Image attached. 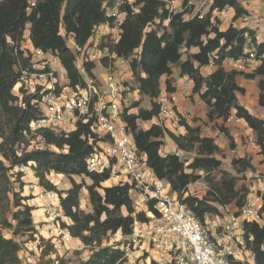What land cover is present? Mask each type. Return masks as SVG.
<instances>
[{"label": "trees", "instance_id": "16d2710c", "mask_svg": "<svg viewBox=\"0 0 264 264\" xmlns=\"http://www.w3.org/2000/svg\"><path fill=\"white\" fill-rule=\"evenodd\" d=\"M119 0H38L37 7L28 10L29 0H0V264H24L19 253L21 243L18 236L36 232L33 207L25 204L23 197V172L12 174L16 168L31 165L39 185L48 192L57 193L60 208L70 223L62 221L73 239L80 240L92 253L87 261L78 264H126L124 253L112 246H103L109 235L121 233L129 236L135 220L146 221L144 211L137 212L130 184H109L110 171L90 172L87 159L94 153L91 142L97 138L92 122L79 124L76 131L58 135L42 129L37 131L50 148L29 149L27 135L31 124L40 119L41 113L31 104V98H24L23 104L13 94L18 81L17 58L14 44L20 40L27 24L31 25V39L35 47L58 53L67 70L71 86L84 84V77L76 67V58L62 35H74L76 42L85 46L94 36L95 28L114 25V18L108 17V8L113 9ZM119 12L124 19L116 42L108 45L110 51L119 57L131 60L133 81L141 97L152 102L151 109L139 108L140 101L125 110L123 115L138 153L146 159L147 165L156 177L166 181L189 209L204 221L206 214L222 216L220 208L244 206L249 193L248 186L238 187V182L256 168L250 157L235 158L231 165L237 176L222 173L219 180L213 173L221 170L222 162L217 158L221 148L213 137L203 134L201 126L189 124L184 119L185 135H176L157 123L159 106L156 100L163 94H173V72L193 81L192 96H198L206 110L207 123L218 133L225 134L230 147L236 149L234 138L224 126L232 114L244 120L256 134L259 156L264 164V119L254 115L240 103L239 96L245 89L239 80L258 81V106L264 108V43L258 44L256 35L247 28L227 29L213 17V9L221 12L226 8L234 10L233 21H238L248 11L238 0H214L211 11L205 15L196 14L190 19V12H176L169 3L175 0H138L129 4L120 0ZM189 0H183L187 6ZM253 43L262 64L255 72L245 73L227 69L224 64L236 61L243 55L248 40ZM137 52V57L134 55ZM213 65L216 69L209 76L202 73L204 67ZM91 73L95 64H87ZM166 77L163 82L162 79ZM165 86V89L163 88ZM136 108L138 112H134ZM155 121L147 130L140 128L141 122ZM197 122V121H195ZM194 122V123H195ZM170 142L175 151L162 154L161 148ZM179 153L189 154L191 160H184ZM54 173L66 176L71 187L57 190L48 176ZM15 176V181H13ZM80 178L81 182H77ZM209 187L203 198L189 195L188 187L200 180ZM86 180L90 181V184ZM19 185V189L15 187ZM88 193L91 211L81 208V192ZM187 194V196H185ZM153 211L152 204H148ZM262 213L264 216V193ZM3 230H10L7 238ZM248 247L255 255V264H264V220L262 223H244ZM253 237L249 241V237ZM43 252L42 257L48 255ZM59 264H73L61 260Z\"/></svg>", "mask_w": 264, "mask_h": 264}, {"label": "built area", "instance_id": "2783aa9c", "mask_svg": "<svg viewBox=\"0 0 264 264\" xmlns=\"http://www.w3.org/2000/svg\"><path fill=\"white\" fill-rule=\"evenodd\" d=\"M203 3L212 6L214 0H203ZM28 4L30 11L37 7L38 0H29ZM214 12L220 10L214 8ZM108 17L115 19L116 15L111 16L108 12ZM256 20L259 19L250 14L244 15L239 19L238 27L256 30L260 27ZM122 21L117 20L113 26L96 27L94 36L85 46L78 44L74 35L61 32L76 58L80 75L84 77V84L75 87L71 86L58 53L35 47L31 25L25 26L22 37L14 44L19 77L13 94L20 104L24 98H31V104L41 113L40 119L31 124V133L46 129L66 136L76 131L79 124L92 122L97 140L91 142L94 153L87 159L89 171H110L112 181L130 184L134 197L146 206L147 220H135L132 234L126 236L128 242L120 247L129 264L144 260L147 264H255V255L245 238L244 223H262L264 220L262 181L248 186L249 193L242 208L231 211L226 207V214H206L201 221L184 199L158 184L159 179L145 157L138 153L133 135L123 119L128 108L125 93L130 94L133 88L132 84L128 85V80L133 79L131 60L119 57L103 46L117 41ZM262 59L255 47L252 50L245 46L240 59L228 63L231 70L252 73L262 64ZM87 64H95L91 73ZM97 64L106 71L102 81L96 73ZM156 103L159 106L158 124L176 135H185L186 128L181 123L185 118L177 113L172 96L164 93ZM242 121L232 114L226 123ZM37 137V144L33 142L30 150L50 148L57 151L53 146H47L41 136ZM46 194L51 199L59 198L54 192L47 191ZM149 203L153 211H149ZM248 240L252 241L253 237Z\"/></svg>", "mask_w": 264, "mask_h": 264}, {"label": "rangeland", "instance_id": "374dc122", "mask_svg": "<svg viewBox=\"0 0 264 264\" xmlns=\"http://www.w3.org/2000/svg\"><path fill=\"white\" fill-rule=\"evenodd\" d=\"M129 4H135L138 2V0H127ZM241 4H245L248 0H238ZM251 2V6L254 7V12H258L257 15H262L264 12V0H249ZM121 3L119 0L117 3V6L113 9L108 8V12L113 16L116 15L115 19L117 23V20H123L124 16L119 12L118 6ZM210 3H203V0H189L188 5H183V0H175L169 3L170 9L176 11V12H190L185 16V18L188 20L192 15L196 14H207L211 11L212 6L209 5ZM248 5V6H250ZM253 12V13H254ZM249 14V11H248ZM213 17L217 18L221 22V27L225 30L229 26H231V21H233L234 18V10L231 8H226L222 12H214ZM114 19V20H115ZM248 29V28H247ZM250 30V29H249ZM253 32L256 35V39L258 44L264 43V29L258 28L256 30H253ZM107 42V40H105ZM247 47L250 49H254V45L252 42H249L246 44ZM224 66L229 69L231 66L227 62L224 64ZM97 75L98 78L101 80L105 74L106 71L97 64ZM102 81V80H101ZM258 81L259 79H256L255 81H244L239 80L240 84L245 86V94L239 96L240 103L250 109V112H252L254 115L258 114L261 115L263 111L260 112L257 101H256V95L258 92ZM133 85L132 90H134V87H137L133 79L128 80V85ZM244 87V88H245ZM131 94V95H130ZM130 94H126L127 103H125L128 108L131 107L135 103V98L137 96L134 94V92H130ZM144 104L147 109L151 108V102L149 99H145V101L141 103L140 108H143ZM195 106V105H194ZM196 108V106H195ZM255 110H258L255 112ZM203 113L197 112L193 113V124L194 126L200 125L203 134L208 135L210 137H213L216 142L219 144L221 150L217 155V158L221 160L222 166L220 173L215 172L213 173V178L216 180H219L222 173H230L234 176H237L235 170L233 169L231 162L235 158H241L243 156L245 157H251L252 159H255V164L257 166L256 170L259 172L257 173V177H250L248 178L246 175L243 177V175H240L239 178L241 179L238 182V187L245 185L249 186L252 184L253 181L262 180L264 181V171L263 168L260 166L261 163H259L256 159V156H254V153L251 152L245 153L246 150H248L247 143L245 142V138L243 136L237 135V138H241L242 144L239 145V148L232 149L230 147V140L229 138L223 134V133H216V131L213 129L212 125L208 124L207 122L203 121ZM197 121V122H195ZM227 121V120H226ZM225 121V124H226ZM195 122V123H194ZM230 134H232L233 128H229L228 125H225ZM141 128V127H140ZM37 132L35 130H32L31 134L27 135V139L29 140L30 146L33 142L37 144L38 137ZM173 145L170 142H165L164 146L161 148L162 154H168L173 153ZM180 157L184 160H191L193 157L189 154H182L179 153ZM31 165H28L27 167L22 168H16L12 174H18V172H23V182H24V188L22 192V196L29 198L28 201L25 202L30 207H33L34 210L32 212L34 225L36 228V234L33 235L32 239L29 237L30 235H24V236H18L16 237V240L21 243V251L19 253V257L21 261L24 264H59L61 260H64L69 263L78 264L82 261H87L88 258L91 256L92 249L85 247L84 244L78 240L74 239L68 235L69 233L62 228V221L66 222L67 224L70 223L67 218L64 217L63 212L60 208V201L59 198L51 199L47 194L46 190L42 188L39 185V180L35 177V174L33 170L30 167ZM48 178L50 181L56 186L57 190L64 191V189H68L71 187V182L66 176H58L54 173H51ZM15 176H13V181H15ZM76 181L79 183L81 182L80 178H76ZM87 183L90 184L89 180H86ZM109 184H115V181H111ZM15 187L17 188V191L19 189V185L15 183ZM209 187L207 185V182H205L203 179L200 180L197 183L191 184L188 187V193L189 195L196 196L198 198H203L208 191ZM49 193V192H48ZM57 196L58 194L55 193ZM133 198L136 210L139 209V204H137L136 201L139 200L137 196ZM59 197V196H58ZM81 208L85 210L86 212L91 211V206L89 204L88 199V193L85 189L81 192ZM230 210H234L232 207L228 206ZM226 208H220L221 213H227ZM5 237L12 238L13 234L10 230H3ZM128 237L123 236L121 233H117L115 235H109V237L104 240L103 246H112L115 248L121 247V244L127 243ZM121 250V249H120ZM43 252H48L49 254L45 257H42ZM125 257V255H124ZM126 259V257H125ZM128 260V259H126ZM126 264H129V261H127ZM131 264H147L146 261H136V263Z\"/></svg>", "mask_w": 264, "mask_h": 264}, {"label": "crops", "instance_id": "0c3cea01", "mask_svg": "<svg viewBox=\"0 0 264 264\" xmlns=\"http://www.w3.org/2000/svg\"><path fill=\"white\" fill-rule=\"evenodd\" d=\"M250 4H251V2L248 0L245 4H242V5L245 7V9L247 11H249V14L252 16V18L259 19V20H256V21L259 22L260 28L264 29V12H263L262 15H257L258 12H254L253 11L254 7H253V5L251 6ZM248 5H250V6H248ZM193 16L194 15H192L190 18H192ZM231 25H233L236 28H240V27H238L239 20L236 21V22L231 21ZM215 69L216 68L213 65L207 66V67H204L202 69V73L205 76H209L210 74H212L215 71ZM172 78H173V87L175 88V92L173 94H170V95L172 96V98L175 101V106H176L177 113L179 115H181L183 118H185L186 122H188L189 124H193V118H194L193 117V113L194 112L195 113L201 112L204 115L203 116V121L206 122L207 121V117H206V110H205L204 104L199 100L198 96L191 97L192 96L193 86H194L193 81L190 80L189 77H187V76H181V73L179 72V70H176V69L173 72ZM165 79H166V77H164L162 79V81L164 82ZM241 86L245 87L243 85H241ZM163 88L165 89L164 85H163ZM244 89H246V87ZM131 92H134V94L137 96V98H135V102H139L140 101L139 108L142 107L141 103H142V101L144 102L146 98L141 97V95L139 94V92L137 90V87H134V90H132ZM257 99H258V92H257V95H256V101H258ZM150 102H151V100H150ZM142 105L144 106L143 109L147 110L145 105L144 104H142ZM194 105L196 106V108H195ZM257 106H258V102H257ZM151 107H152V102H151ZM139 108H136L134 112H138ZM258 108H259L260 112L261 111H263V112H261L262 113L261 115H258V114H255V115L260 117V118H262V119H264V108H261L259 106H258ZM249 111H250V109H249ZM257 111L258 110H255V112H257ZM154 123H155V121H148V122H141L139 125H140L141 128L147 130ZM225 125H228L229 128H233V130L231 131L232 132L231 136L235 140L236 148H239V145H241L242 141H243L241 138H237V135L243 136L245 138V142L247 143V146H248V150H246L245 153H248V154L249 153L251 154V152L254 153V156H256L257 161L259 163H261L260 166L263 168V171H264V164H262V158L259 156V147L256 144V134L254 133V131L251 128H249V126L247 125V123L244 120L242 122H240V123H232V124L226 123ZM216 133H218V132H216ZM173 148H174V146H173ZM173 151H175V148L173 149ZM243 157H245V156H243ZM252 162L255 165V168H257V166L255 164V159H252ZM258 172H259V170L258 171L255 170V172H250V173L247 174L248 175L247 177L249 178L250 177L249 175H251L252 177H257V173ZM111 181L112 180L110 179L109 182L111 183ZM258 181L259 180L253 181L252 184H257ZM260 181H262V180H260ZM262 182L264 184V181H262ZM158 184L159 185H163L164 187H166L168 189V191H171V188H170V186L168 185V183L166 181L158 180ZM66 190L67 189H64V191H66ZM139 200L136 201L137 204H139L138 205L139 209L137 210V212H140V211L146 212L147 211L146 210V206L142 205ZM230 207H232V206H230ZM228 209L230 210L229 207H228Z\"/></svg>", "mask_w": 264, "mask_h": 264}, {"label": "bare ground", "instance_id": "6f19581e", "mask_svg": "<svg viewBox=\"0 0 264 264\" xmlns=\"http://www.w3.org/2000/svg\"><path fill=\"white\" fill-rule=\"evenodd\" d=\"M69 235V234H68ZM74 240V239H73Z\"/></svg>", "mask_w": 264, "mask_h": 264}]
</instances>
